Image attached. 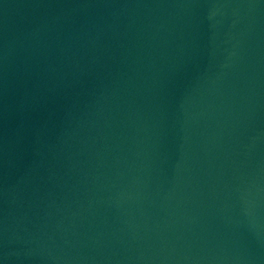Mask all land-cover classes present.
I'll return each instance as SVG.
<instances>
[{
	"label": "water",
	"instance_id": "1",
	"mask_svg": "<svg viewBox=\"0 0 264 264\" xmlns=\"http://www.w3.org/2000/svg\"><path fill=\"white\" fill-rule=\"evenodd\" d=\"M0 264H264V0H0Z\"/></svg>",
	"mask_w": 264,
	"mask_h": 264
}]
</instances>
